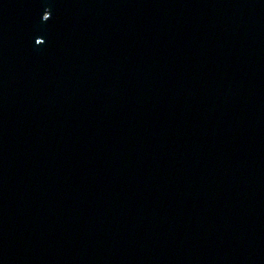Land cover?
<instances>
[{
  "label": "water",
  "instance_id": "1",
  "mask_svg": "<svg viewBox=\"0 0 264 264\" xmlns=\"http://www.w3.org/2000/svg\"><path fill=\"white\" fill-rule=\"evenodd\" d=\"M0 264H264V0H0Z\"/></svg>",
  "mask_w": 264,
  "mask_h": 264
}]
</instances>
